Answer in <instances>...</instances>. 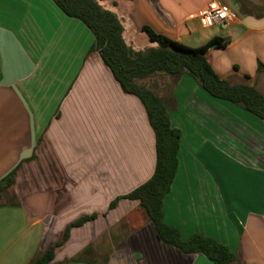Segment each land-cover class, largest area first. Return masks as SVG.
Listing matches in <instances>:
<instances>
[{
	"label": "crops",
	"instance_id": "crops-1",
	"mask_svg": "<svg viewBox=\"0 0 264 264\" xmlns=\"http://www.w3.org/2000/svg\"><path fill=\"white\" fill-rule=\"evenodd\" d=\"M98 1L136 50L154 45L144 25L192 47L221 38L208 53L214 71L232 83L247 74L264 95V0H239L237 17L213 26L199 18L211 0ZM92 42L52 0H0V179L19 164L10 188L18 203L0 205V264L31 263L67 224L92 213L52 263L214 264L164 244L137 201L109 208L152 175L155 137L140 99L122 91L98 52L87 54ZM150 87L181 131L164 221L182 237L197 232L226 244L243 264H264L263 120L210 96L187 73L169 90ZM104 232L120 240L104 260H70Z\"/></svg>",
	"mask_w": 264,
	"mask_h": 264
},
{
	"label": "trees",
	"instance_id": "trees-1",
	"mask_svg": "<svg viewBox=\"0 0 264 264\" xmlns=\"http://www.w3.org/2000/svg\"><path fill=\"white\" fill-rule=\"evenodd\" d=\"M52 1L64 15L78 19L90 30L93 42L87 54L98 52L122 91L140 99L154 131L156 161L152 175L129 193L117 196L110 202L109 208L122 198L135 200L164 244L188 254L202 253L214 264H243L226 244L197 232L182 237L177 227L164 221L163 202L176 174L181 131L171 125L165 100L143 80L161 74L173 78L175 82L187 73L210 96L239 104L264 122V95L255 87L254 78L245 74L239 82L232 83L214 71L208 53L212 47L224 45L219 37L192 47L144 25L140 31L154 45L136 50L127 43L124 26L118 16L104 8L98 0ZM262 69L264 65L259 63L258 70ZM18 166L0 179V205L18 203L10 192ZM96 216L97 213L81 215L67 224L61 239L39 253L29 264H54L55 251L67 241L71 228L80 227ZM87 248L70 260H87Z\"/></svg>",
	"mask_w": 264,
	"mask_h": 264
},
{
	"label": "rangeland",
	"instance_id": "rangeland-1",
	"mask_svg": "<svg viewBox=\"0 0 264 264\" xmlns=\"http://www.w3.org/2000/svg\"><path fill=\"white\" fill-rule=\"evenodd\" d=\"M223 1L226 4H228L236 13H238V14L240 13L239 0H223ZM247 1H249V0H247ZM250 1H254V0H250ZM138 44H140L141 46L143 44V42H141L140 38H138ZM139 48H143V47H139ZM143 82L145 84H147L148 86H152L155 83L157 87H159V88L163 87L166 90H169L172 87V85L174 84V79L173 78L167 79V77H165V76L162 77V75L157 74V75H153L149 78H146L145 80H143ZM109 237H110V234H108L107 232H104L103 234L98 236L96 239L91 241L90 245L87 248L88 253L85 255V257L104 260L106 258V255H107L108 248H111V246H112V248L114 249L117 246L118 242L120 241L118 232H117V234H115V233L112 234V240H110Z\"/></svg>",
	"mask_w": 264,
	"mask_h": 264
},
{
	"label": "built area",
	"instance_id": "built-area-1",
	"mask_svg": "<svg viewBox=\"0 0 264 264\" xmlns=\"http://www.w3.org/2000/svg\"><path fill=\"white\" fill-rule=\"evenodd\" d=\"M236 17V12L222 0L209 1L199 13L200 22L204 26L225 24Z\"/></svg>",
	"mask_w": 264,
	"mask_h": 264
}]
</instances>
